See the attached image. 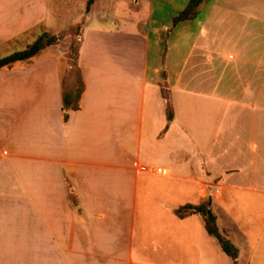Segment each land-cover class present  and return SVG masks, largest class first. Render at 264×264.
Listing matches in <instances>:
<instances>
[{"label": "crops", "instance_id": "0c3cea01", "mask_svg": "<svg viewBox=\"0 0 264 264\" xmlns=\"http://www.w3.org/2000/svg\"><path fill=\"white\" fill-rule=\"evenodd\" d=\"M113 1L0 0V50L80 23L84 85L63 121L66 50L0 69V264H232L174 212L207 196L237 264H264V0H203L174 78L148 60L151 1L128 0L126 27Z\"/></svg>", "mask_w": 264, "mask_h": 264}, {"label": "rangeland", "instance_id": "374dc122", "mask_svg": "<svg viewBox=\"0 0 264 264\" xmlns=\"http://www.w3.org/2000/svg\"><path fill=\"white\" fill-rule=\"evenodd\" d=\"M150 1V17L147 18V6L139 16V19H144L147 22V26L143 32L148 39V60L151 65L157 66L160 70L164 69V71H168V74L174 78L184 62L187 49L197 29L196 19L173 23V18L186 6L188 0ZM128 2V0H114L112 3H109L108 8H106L105 16L107 15L110 20L113 19L114 22H117V26L124 24L126 27L128 26L126 22L133 25V22L138 16L133 15L132 7H128ZM247 6L253 9V3H247ZM203 14L204 12L200 11L198 16L202 17ZM225 26L228 25L225 24ZM76 33L77 31L74 33L71 32L70 35L65 36V39L60 41L57 45L59 48L66 50L65 56L67 58L69 56L73 57L75 48L78 44V33ZM31 34H25L19 37L15 41L16 43L14 42L8 45H12L11 47L1 49L0 55H6L14 50L24 48L25 44L33 41L35 35H37L35 34L34 38H31ZM139 43L140 42H137L135 38H130L131 52H133L134 49L135 51L140 50ZM66 57L63 59L64 63L61 64L63 67L67 66ZM176 105L178 108L184 109V107L178 103V98H176ZM179 120L180 122H184V119L180 118ZM69 198L75 199V196L69 195Z\"/></svg>", "mask_w": 264, "mask_h": 264}, {"label": "trees", "instance_id": "16d2710c", "mask_svg": "<svg viewBox=\"0 0 264 264\" xmlns=\"http://www.w3.org/2000/svg\"><path fill=\"white\" fill-rule=\"evenodd\" d=\"M202 1L203 0H188L186 6L173 18V23H178L187 19L194 18L199 10ZM92 2L93 0H86L85 12L89 10ZM79 28L80 23L74 26H70L57 34H52L42 30L37 35H35L33 41L26 44L24 48L14 50L6 55H0V69L10 68L15 63H23L35 57H38L43 53L47 46L58 44L60 41L65 39V36L70 35L71 32L74 33L77 31L78 33ZM69 58L73 63L71 71L68 75V80H66L67 77H65L64 73H61V109L63 121L67 120L69 110H76L79 108L80 96L84 88L80 70L76 62V48L73 57L69 56ZM161 75L164 78L163 72ZM165 87L166 86L162 83L160 92L164 102L165 117L168 122L173 117V109L169 100L168 91ZM69 202L72 204H76L75 200L72 198L69 199ZM174 212L178 217H184L190 213H198L202 218L203 225L207 233L217 240L222 251L226 253L230 258L231 263L237 264V247L229 240V238H227V236L220 232L216 223L215 214L213 213L211 208L210 196L202 198L196 204L186 203L180 205L174 210Z\"/></svg>", "mask_w": 264, "mask_h": 264}, {"label": "built area", "instance_id": "2783aa9c", "mask_svg": "<svg viewBox=\"0 0 264 264\" xmlns=\"http://www.w3.org/2000/svg\"><path fill=\"white\" fill-rule=\"evenodd\" d=\"M140 169H141V170H144V168H143L142 166L140 167ZM156 171L158 172V171H159V169H157Z\"/></svg>", "mask_w": 264, "mask_h": 264}]
</instances>
